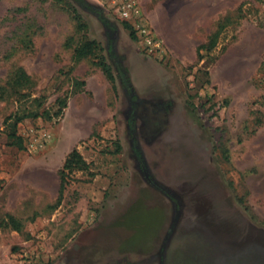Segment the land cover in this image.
Here are the masks:
<instances>
[{"label":"rangeland","instance_id":"rangeland-1","mask_svg":"<svg viewBox=\"0 0 264 264\" xmlns=\"http://www.w3.org/2000/svg\"><path fill=\"white\" fill-rule=\"evenodd\" d=\"M84 1L109 27L73 0H0V86L18 70L33 84L0 99V264H164L172 238L262 258L264 0H141L161 56L103 1ZM83 36L99 50L75 60ZM33 98L49 117L17 125L19 150L3 122ZM73 148L89 170L69 175L57 204Z\"/></svg>","mask_w":264,"mask_h":264},{"label":"trees","instance_id":"trees-1","mask_svg":"<svg viewBox=\"0 0 264 264\" xmlns=\"http://www.w3.org/2000/svg\"><path fill=\"white\" fill-rule=\"evenodd\" d=\"M73 1L79 4L81 7L85 8L88 12L95 14L106 27H109L108 21L103 18V15L99 10H96L95 8L87 4L84 0H73ZM58 2L63 3L64 0H58ZM67 5L70 7L73 13L72 16L74 18L73 20L76 22L77 31L78 32L85 31L87 27L82 22L81 20L82 18H80L76 9L70 6V4L68 3ZM122 24L125 28H127L131 32L132 38L135 39L134 33L132 32L130 25L126 22H122ZM221 28L222 25L220 26V29ZM218 33H215L214 35L210 36L208 43L200 46V49H206L207 51L212 50L216 44ZM98 50H99V46L97 45V43H95L94 41L87 40V38L83 36L80 42L74 48L73 56L75 60H80L82 58L93 56L95 52ZM97 66H99L103 70V72L106 74L109 80H112V76L108 68L109 66H107L103 61H98ZM123 82H125V79ZM31 85L33 84L30 81L29 76L24 71L18 70L17 72L9 76L7 80L4 82V84L0 86V99H4L6 97V94L10 92V90L13 93L12 95L16 96L17 98L24 99L26 97H30V94L28 92L23 93V91H28ZM80 85H84V83L83 82L74 83L73 93L78 91ZM66 99H67L66 97H63V98H58L56 100V104L59 107L57 112L55 113L56 117L60 116L62 110L66 107ZM31 101L34 103L36 108L27 109L23 111L20 105L19 108L16 110V112L13 115L7 117V119H5L3 122V125L6 126L7 128L6 137H7L8 145L11 147H15L19 150L23 149V140L17 134V125L25 119H33V118L36 119L43 115H47V116L49 115V113H45V112H43L42 114L40 113L38 114L36 109H39L41 107L42 105L41 99L33 98ZM87 170H89V164L80 155L78 150L77 149L71 150L66 156L62 164V167L58 172L59 199L57 201V204H59L63 191L69 184V175L75 171L85 172ZM1 225L2 224H0V226ZM5 226L8 227L10 226L12 230L17 232L20 231L21 229L20 223L11 217L8 218V221L6 222Z\"/></svg>","mask_w":264,"mask_h":264},{"label":"built area","instance_id":"built-area-1","mask_svg":"<svg viewBox=\"0 0 264 264\" xmlns=\"http://www.w3.org/2000/svg\"><path fill=\"white\" fill-rule=\"evenodd\" d=\"M107 9L112 12L118 20L130 25L132 32L141 42L143 50L150 56H161L163 43L148 26L142 12L141 0H101ZM15 264H38L37 261L18 262Z\"/></svg>","mask_w":264,"mask_h":264},{"label":"crops","instance_id":"crops-1","mask_svg":"<svg viewBox=\"0 0 264 264\" xmlns=\"http://www.w3.org/2000/svg\"><path fill=\"white\" fill-rule=\"evenodd\" d=\"M80 155L82 156L81 153ZM66 156L64 157V160ZM167 242V245L163 248L164 252L162 253V259L164 264H189L188 260L190 259L188 258H190V255H192L193 257L192 260L196 262H194L195 264H236L233 261V254L231 252L220 253L217 246H213L214 242H210L211 245H209L206 243L202 244L201 242L203 241L199 240L198 242L183 244V242H177L176 240H174V238H172V240L168 239ZM218 253L221 258L220 261L217 260L216 254Z\"/></svg>","mask_w":264,"mask_h":264},{"label":"water","instance_id":"water-1","mask_svg":"<svg viewBox=\"0 0 264 264\" xmlns=\"http://www.w3.org/2000/svg\"><path fill=\"white\" fill-rule=\"evenodd\" d=\"M103 9V8H102ZM215 239L212 238L210 242H214L215 243ZM240 257H238L237 255L233 257V261L236 263V264H264V255L262 258H253L251 257V254H250V257H247L246 258V262H242L241 259H239Z\"/></svg>","mask_w":264,"mask_h":264}]
</instances>
